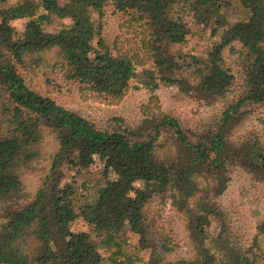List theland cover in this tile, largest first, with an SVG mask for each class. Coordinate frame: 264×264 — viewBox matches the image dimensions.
Instances as JSON below:
<instances>
[{"label": "trees", "instance_id": "obj_1", "mask_svg": "<svg viewBox=\"0 0 264 264\" xmlns=\"http://www.w3.org/2000/svg\"><path fill=\"white\" fill-rule=\"evenodd\" d=\"M5 1L0 0V264H101L90 233L69 227L78 214L103 240L127 224L139 246L149 249L147 264H264V251L232 232L218 204L230 165L240 166L264 187V146L250 135L231 138L246 104L264 106V0H240L248 17L223 31L195 67V89L221 108L194 130L160 110L144 111L134 125L99 128L35 91L25 75L47 66L50 53L65 79L110 99L121 98L138 74L132 59L114 53L102 33L110 5L146 28L152 69L142 70L140 82L151 90L180 84L170 74L176 65L169 48L187 33L180 13L187 9L206 23L209 2L216 5V0H26L15 7L1 5ZM32 14L22 31L9 23ZM51 15L69 22L55 32L44 31L42 23ZM46 131L57 147L29 197L22 175L39 163ZM96 158L115 176L92 203L75 208L71 184L61 182L63 167L80 171ZM166 200L184 214L191 258H167L177 243L163 231L159 217L147 211L151 202ZM213 222L217 230L210 233L207 227ZM257 233L264 234V216ZM29 237L36 242L32 255L24 246Z\"/></svg>", "mask_w": 264, "mask_h": 264}, {"label": "rangeland", "instance_id": "obj_2", "mask_svg": "<svg viewBox=\"0 0 264 264\" xmlns=\"http://www.w3.org/2000/svg\"><path fill=\"white\" fill-rule=\"evenodd\" d=\"M25 1L6 0L1 5L15 7ZM209 8H211V16L206 23L197 21L187 9L180 13L181 18L187 21L185 39L181 43H169L173 62L176 65L170 74L179 78L180 84L163 83L151 90L149 86L140 82L142 70L152 69L144 43L147 38L146 28L127 14L113 12L110 5L107 6L102 18V33L114 53L132 59L138 74V77L130 79L127 91L121 98L110 99L87 89L78 82L65 79L58 66L53 65L50 53L47 55V66L25 75L26 82L35 91L51 96L62 106L76 110L94 121L97 127L106 130H112L119 123L134 125L144 116V111L148 110L163 111L176 117L189 129H197L200 123H204L211 115L218 113L221 106L219 102H207L195 89L194 85L197 82L195 67L199 65V61L207 58L209 49L223 31L235 22L245 20L249 15L240 0H216V5L215 2L210 1ZM40 9L34 12L35 15ZM31 17H34V14L11 19L9 23L17 31H22ZM68 22L67 18L51 15L42 23V28L47 32H55ZM245 106L243 109L246 108L247 112L232 131L231 138L250 135L264 146V106L253 103ZM56 147L54 136L46 131L41 143L39 163L22 175L23 190L29 197L36 192ZM228 170L230 178L226 189L218 198V204L227 215L232 232L245 244L253 241L264 251V234H255L256 224L264 216V187L260 182L253 180L240 166L230 165ZM63 172L64 178L61 182L71 184L73 189L71 197L75 208L92 203L97 197L99 188L107 179L115 176L113 172L105 171L103 161L99 158L80 171L64 166ZM147 211L159 217L157 220L162 222L163 231L170 234L177 243L167 258L171 260L191 258L193 250L184 214L172 207L169 200L164 203L153 201L148 205ZM2 221L0 217V230ZM69 227L72 231L90 233L101 255V264H147L149 249L139 246L138 235L131 231L127 224L114 232L109 240H103V235L93 232L83 214H78L70 222ZM207 229L210 233H214L217 230V223H211ZM35 245L36 242L32 237L25 240L24 246L28 254L32 255Z\"/></svg>", "mask_w": 264, "mask_h": 264}]
</instances>
